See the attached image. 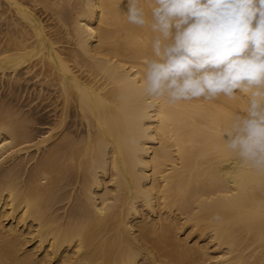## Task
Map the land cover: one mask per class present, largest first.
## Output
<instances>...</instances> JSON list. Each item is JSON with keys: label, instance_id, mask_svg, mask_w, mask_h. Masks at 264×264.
<instances>
[{"label": "bare ground", "instance_id": "obj_1", "mask_svg": "<svg viewBox=\"0 0 264 264\" xmlns=\"http://www.w3.org/2000/svg\"><path fill=\"white\" fill-rule=\"evenodd\" d=\"M127 9L0 0V84L34 80L51 118L34 138L2 90L0 264H264V176L219 139L246 100L148 97Z\"/></svg>", "mask_w": 264, "mask_h": 264}, {"label": "clouds", "instance_id": "obj_2", "mask_svg": "<svg viewBox=\"0 0 264 264\" xmlns=\"http://www.w3.org/2000/svg\"><path fill=\"white\" fill-rule=\"evenodd\" d=\"M129 23L154 33L143 91L169 105L246 100L219 130L223 147L264 176V0H128Z\"/></svg>", "mask_w": 264, "mask_h": 264}, {"label": "rangeland", "instance_id": "obj_3", "mask_svg": "<svg viewBox=\"0 0 264 264\" xmlns=\"http://www.w3.org/2000/svg\"><path fill=\"white\" fill-rule=\"evenodd\" d=\"M1 24V23H0ZM0 30H2L1 32H3V28L2 25H0ZM0 32V42L1 39L3 38V33ZM34 80H32L30 83L25 82L26 84L24 85V81H22V83L20 85H24L25 87L22 88H18L19 85L16 84H5L4 86L2 84H0V95L2 93V90L5 91L6 94H8V100L10 99V101L12 102V104L18 108H21V110L26 114L25 116L28 117L29 120H32V122H30V126L33 127L32 132L35 131L34 134V138H39L43 135L46 134V131L48 129H46L45 127L48 126L47 123L50 122L51 118L48 116L47 114V109H44L43 106H45L48 102L47 100L41 98L40 95L38 96L36 94L37 91H39L38 89H40V85L38 84H34L33 82ZM1 83V80H0ZM34 84V85H33ZM27 85V86H26ZM29 85V86H28ZM39 87V88H38ZM2 88V89H1ZM27 88V89H26ZM19 89V90H16ZM34 89V90H33ZM37 89V90H36ZM29 91V92H28ZM23 92V93H22ZM33 92V93H32ZM15 94V96H14ZM17 95V96H16ZM10 97V98H9ZM12 97V98H11ZM20 98V99H19ZM12 99V100H11ZM15 99V100H14ZM17 99V100H16ZM20 100V101H19ZM16 102V103H15ZM19 102V103H18ZM47 102V103H46ZM43 103V104H42ZM45 103V104H44ZM36 106V107H35ZM39 109H38V108ZM38 111H37V110ZM42 109V110H41ZM44 110V111H43ZM36 111V112H35ZM23 113V114H24ZM31 113V114H30ZM45 113V114H44ZM29 114V115H28ZM38 114V115H37ZM40 114V115H39ZM28 115V116H27ZM33 115H35L33 117ZM48 116V117H47ZM31 117V119H30ZM33 117V118H32ZM40 118L39 120H36L37 122H40V124L36 125L33 121L34 118ZM45 120V121H44ZM47 121V122H46ZM32 124V125H31ZM34 124V125H33ZM36 126V127H35ZM39 126V127H37ZM38 128V129H37ZM37 131V132H36ZM35 152V153H34ZM32 151L31 156H27L26 154H23L22 157L20 158L21 160H24L23 162H28L29 161V165H31L34 161H33V155L36 154V151ZM29 157V158H28ZM26 160V161H25Z\"/></svg>", "mask_w": 264, "mask_h": 264}]
</instances>
